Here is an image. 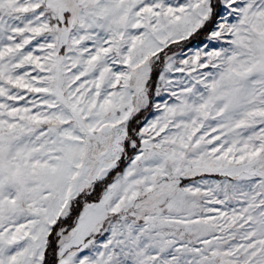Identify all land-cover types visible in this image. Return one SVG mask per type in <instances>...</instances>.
Segmentation results:
<instances>
[{"label": "snow or ice", "instance_id": "snow-or-ice-1", "mask_svg": "<svg viewBox=\"0 0 264 264\" xmlns=\"http://www.w3.org/2000/svg\"><path fill=\"white\" fill-rule=\"evenodd\" d=\"M0 264H264V0H0Z\"/></svg>", "mask_w": 264, "mask_h": 264}]
</instances>
